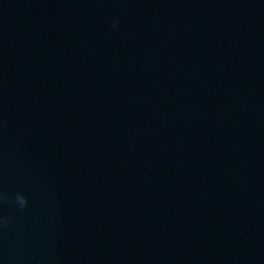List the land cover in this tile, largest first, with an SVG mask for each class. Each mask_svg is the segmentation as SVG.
<instances>
[{
	"label": "water",
	"instance_id": "water-1",
	"mask_svg": "<svg viewBox=\"0 0 264 264\" xmlns=\"http://www.w3.org/2000/svg\"><path fill=\"white\" fill-rule=\"evenodd\" d=\"M0 194V264H264V0H0Z\"/></svg>",
	"mask_w": 264,
	"mask_h": 264
},
{
	"label": "clouds",
	"instance_id": "clouds-1",
	"mask_svg": "<svg viewBox=\"0 0 264 264\" xmlns=\"http://www.w3.org/2000/svg\"><path fill=\"white\" fill-rule=\"evenodd\" d=\"M118 27V21L117 20H113L112 21V28L115 30ZM4 196L2 194H0V200H3ZM28 201L25 199V197H23L22 195H20L19 193L16 196V204L18 205L19 208L23 209L26 205H27ZM6 223H12V218L8 217H2L0 216V225L6 224Z\"/></svg>",
	"mask_w": 264,
	"mask_h": 264
}]
</instances>
